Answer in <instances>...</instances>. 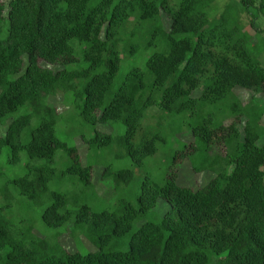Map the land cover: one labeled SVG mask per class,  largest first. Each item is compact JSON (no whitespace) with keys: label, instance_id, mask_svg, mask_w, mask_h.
I'll return each mask as SVG.
<instances>
[{"label":"trees","instance_id":"1","mask_svg":"<svg viewBox=\"0 0 264 264\" xmlns=\"http://www.w3.org/2000/svg\"><path fill=\"white\" fill-rule=\"evenodd\" d=\"M216 1L0 0V125L7 127L0 157L7 149L11 166L23 153L28 157L23 176L0 189V264H264V108L255 99L244 106L234 94H264V66L252 44L264 42V0H240L212 20ZM162 14L171 23L168 31ZM147 39L145 48L164 46L144 69L117 80L121 56H136ZM60 94L95 131L124 127L119 137L97 131L85 141L86 166L77 147L57 135L60 116L47 99ZM220 104L225 112L218 119L209 108ZM153 108L152 121L188 119L194 143L176 151L174 163L188 160L194 172L214 178L196 191L174 176L162 185L146 179L136 206L123 200L114 211L93 209L84 200L95 188L92 153L116 146L118 160L141 168L157 154V143H167L163 126L143 123ZM58 151L68 159L59 176ZM110 168L103 177L117 187L133 182L132 170ZM66 177L80 196L50 190ZM20 199L45 206L41 218L58 230L54 242L36 236L23 219L15 224L10 213ZM159 200L170 206L162 221L133 231ZM68 231L85 235L98 250L66 251L59 239ZM126 239L127 250L105 249Z\"/></svg>","mask_w":264,"mask_h":264},{"label":"rangeland","instance_id":"2","mask_svg":"<svg viewBox=\"0 0 264 264\" xmlns=\"http://www.w3.org/2000/svg\"><path fill=\"white\" fill-rule=\"evenodd\" d=\"M7 5L10 0H3ZM240 0H217L211 8L210 17L211 19L218 18L227 8V6L235 4L238 5ZM241 17V23L243 25V15ZM162 23L166 31L170 28V21L162 14ZM244 25L247 26V20H244ZM243 33V32H242ZM241 33V35H242ZM148 39L144 41L139 53L133 57H127L123 54L121 69L118 74V79L121 80L126 74L135 67L144 69L147 59L154 53L158 52L160 48L164 45H159L155 43L149 48H145ZM252 44H258V49L256 50V58L264 66V42L254 39ZM255 47L254 49H256ZM58 68H54L56 70ZM235 96L241 101V103L246 106L255 99L259 101L260 105L264 108V94L254 95L253 92L236 89L234 91ZM201 95V90L194 93V97L198 98ZM70 99L64 95H58L56 97H50L47 99V104L56 109L57 114L60 119L57 124V135L58 137L66 142L69 146L77 147L79 156L81 158L83 166H86L89 159V148L85 141H89L94 138L97 131L102 133H108L114 137H119L124 134V127L119 123L99 125L95 129L87 126L78 117L75 108L69 105ZM209 110L215 113L218 119L222 118L225 109L224 105H216L210 107ZM157 109H150L147 112V118L144 120L146 123H154L149 125L151 127L163 126V131L165 136L168 138L166 144L157 143L158 152L156 155L148 158L145 165L141 168L134 167L131 161L126 158L117 157L120 155L119 150L116 146L113 149L108 150L106 153L97 151L91 154L90 162L95 165L93 171L92 182L95 185L94 190H89L85 195V202L89 204L93 209L97 210H116L118 204L126 200L131 202L135 206L137 205V197L141 192L142 183L149 179L153 183L164 184L168 177L174 176L177 183L181 186L191 188L193 190H199L205 187L213 178L214 175L210 172L196 173L193 171L191 163L186 160L184 162H175L174 156L175 152L182 150L185 144H193L194 138L192 134L187 130L188 119L186 117H175L160 119L156 118L152 121L153 116L157 115ZM225 126H229L233 123L234 119H225ZM37 121H34L33 126L36 125ZM245 120L240 125L241 132L243 131ZM261 126L264 127V115L261 120ZM7 127L0 125V136L6 134ZM262 143V141H261ZM118 154V155H117ZM56 166L58 176L66 169L68 165V159L62 151H58L56 155ZM8 150L5 149L0 157V189L8 181L21 177L26 172V164L28 162V157L25 153L21 155V162L18 165L11 166L7 163ZM99 161V163L97 162ZM107 165H111L110 170L117 172L119 170L130 169L134 173L133 182L130 185H124L117 187L112 178H104L105 169ZM73 179L70 177L62 178L60 184L51 183L50 190H61L72 194L73 197L80 196V189L74 185ZM21 204H18L10 213V217L13 219L15 224L20 226V220L25 221L26 226L31 224L34 228V234L40 238L48 239L52 242L55 238V234L58 230H52L45 226L42 221L41 214L45 208L44 205L40 203L20 199ZM4 204V198L0 197V205ZM73 202L70 204L72 205ZM170 206L163 200H159L157 207L149 213L146 217L139 219L134 226L133 231L139 229L146 222L160 223L164 216L169 212ZM60 243L63 248L70 253H81L87 254L88 252H95L98 247L93 245L85 235L78 234L76 236H71L70 231L63 234L60 239ZM127 239L122 240L117 244H111L106 250H127L128 244Z\"/></svg>","mask_w":264,"mask_h":264}]
</instances>
